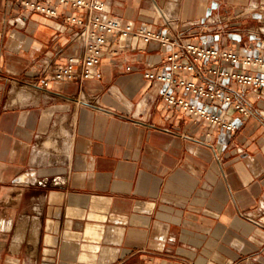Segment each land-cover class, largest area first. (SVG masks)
Masks as SVG:
<instances>
[{"label":"crops","instance_id":"obj_1","mask_svg":"<svg viewBox=\"0 0 264 264\" xmlns=\"http://www.w3.org/2000/svg\"><path fill=\"white\" fill-rule=\"evenodd\" d=\"M105 1L210 45L202 28L256 0ZM74 30L0 0V264H264V89L234 85L250 116L211 108L235 131L192 120L145 77L168 51L135 39L108 47L100 80L43 89L44 62L83 54Z\"/></svg>","mask_w":264,"mask_h":264},{"label":"built area","instance_id":"obj_2","mask_svg":"<svg viewBox=\"0 0 264 264\" xmlns=\"http://www.w3.org/2000/svg\"><path fill=\"white\" fill-rule=\"evenodd\" d=\"M24 18L32 14L48 19L62 17L66 28H74L72 41L83 45L81 56H68L65 63L51 66L44 62L38 85L43 89L50 84L73 81L100 80L101 62L108 47L115 42L135 39L147 44L160 45L168 55L156 70L145 73L149 81L162 82L160 97L170 111H182L192 120H204L229 132L238 125L212 109L218 107L250 116L254 109L233 87L258 92L264 89V55L244 54L239 48L206 45L191 37L169 36L133 23H120L111 16L105 0H18ZM197 39V37H196ZM264 49L259 45L257 50ZM194 96V103L187 97ZM264 96V95H262ZM212 108V109H211Z\"/></svg>","mask_w":264,"mask_h":264},{"label":"rangeland","instance_id":"obj_3","mask_svg":"<svg viewBox=\"0 0 264 264\" xmlns=\"http://www.w3.org/2000/svg\"><path fill=\"white\" fill-rule=\"evenodd\" d=\"M254 5H257L256 8H251ZM217 15L219 17H214L212 26L200 30V40H207L213 46H236L253 51L259 45H264V0H256L242 11ZM194 38L196 39L195 36Z\"/></svg>","mask_w":264,"mask_h":264},{"label":"bare ground","instance_id":"obj_4","mask_svg":"<svg viewBox=\"0 0 264 264\" xmlns=\"http://www.w3.org/2000/svg\"><path fill=\"white\" fill-rule=\"evenodd\" d=\"M55 145H56V142L54 143L52 140L48 139L46 142H44L43 147L37 152V157L39 159H42L43 158V154H45V152H46L45 150H47L48 148H51V147L54 148Z\"/></svg>","mask_w":264,"mask_h":264}]
</instances>
